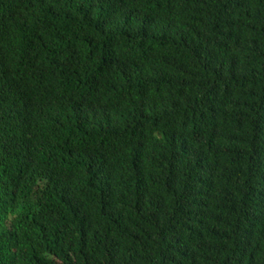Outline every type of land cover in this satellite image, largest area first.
<instances>
[{
    "label": "trees",
    "instance_id": "trees-1",
    "mask_svg": "<svg viewBox=\"0 0 264 264\" xmlns=\"http://www.w3.org/2000/svg\"><path fill=\"white\" fill-rule=\"evenodd\" d=\"M0 264H264V0H0Z\"/></svg>",
    "mask_w": 264,
    "mask_h": 264
},
{
    "label": "clouds",
    "instance_id": "clouds-1",
    "mask_svg": "<svg viewBox=\"0 0 264 264\" xmlns=\"http://www.w3.org/2000/svg\"><path fill=\"white\" fill-rule=\"evenodd\" d=\"M1 73H2V72H1ZM2 74L6 75V74H7V72H4V71H3V73H2Z\"/></svg>",
    "mask_w": 264,
    "mask_h": 264
}]
</instances>
